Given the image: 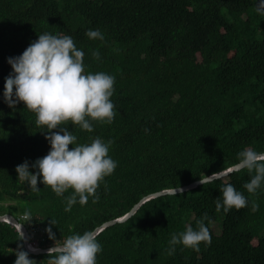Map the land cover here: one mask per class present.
Wrapping results in <instances>:
<instances>
[{"label":"trees","instance_id":"16d2710c","mask_svg":"<svg viewBox=\"0 0 264 264\" xmlns=\"http://www.w3.org/2000/svg\"><path fill=\"white\" fill-rule=\"evenodd\" d=\"M89 29L104 39L90 40ZM43 33L71 36L84 52L86 74L115 78L111 124L93 122L90 133L70 122L61 126L77 144L112 141L109 156L117 164L95 203L89 197L67 212L71 189L57 196L39 179L37 191L17 179L16 167L28 161L34 173L31 164L50 145L35 114L23 103L10 108L3 98L8 59ZM247 147L264 152V0H0V202L24 204L0 205V214L29 212V233L44 231L37 242L30 239L35 247L93 231L149 194L223 171ZM251 175L233 172L144 202L126 222L96 236L97 264H264V184L249 194L243 185ZM226 183L245 195L246 207L216 210ZM205 214L210 245L201 243L196 252L178 244L169 255L172 235L196 229ZM19 244L16 228L0 222V264H14ZM29 258L47 264L48 256Z\"/></svg>","mask_w":264,"mask_h":264},{"label":"clouds","instance_id":"9594fccd","mask_svg":"<svg viewBox=\"0 0 264 264\" xmlns=\"http://www.w3.org/2000/svg\"><path fill=\"white\" fill-rule=\"evenodd\" d=\"M86 36L90 40L104 39L99 29H89ZM92 56L97 60L100 58L98 51H93ZM83 61L84 52L76 47L71 36L43 33L19 57L8 59L12 72L4 83V102L10 108L23 103L28 111L34 113L36 125L47 130L43 133H47L45 139L50 145L48 154L31 164L34 173L30 172L28 161L16 167L17 179L22 183L27 182L33 191L39 190V179L57 196L71 189V195L66 198V212L77 202L81 206L86 205L89 197H94L95 203L99 199L96 192L101 182L117 167L109 156L112 141L106 143L96 137L90 143L77 144V137L66 127H61L70 122L90 133L93 122L111 124L116 115L110 99L114 93L115 78L104 72L86 74ZM237 159L238 162L228 172L246 169L250 175L254 173L250 182L243 187L249 194H255L264 184V152L247 147L237 154ZM224 175L223 171H219L213 173L212 177L221 178ZM199 182L203 184L206 181ZM221 191L222 199L215 201L217 211L223 209L227 213L231 209L239 210L247 206L245 195L232 184L226 183ZM258 207L253 203V211ZM16 219L25 226L24 221H31V214L25 212ZM206 220L208 217L205 214L197 221L196 229L188 226L183 232L173 234L169 241V255L175 252L178 244L196 252L200 251L201 243L210 245L211 234ZM27 232L29 249L25 251L23 245L19 244L14 252V264H37L29 258V252L42 247H35L30 242L32 232ZM46 232L49 239L54 240L51 228ZM18 233L19 240H23V234ZM97 235L86 231L69 235L62 243L54 240L53 247L47 252V264H97V254L102 251V246L97 243Z\"/></svg>","mask_w":264,"mask_h":264},{"label":"water","instance_id":"95a60500","mask_svg":"<svg viewBox=\"0 0 264 264\" xmlns=\"http://www.w3.org/2000/svg\"><path fill=\"white\" fill-rule=\"evenodd\" d=\"M229 168L223 170V173L225 174L223 177L231 174V173L228 172ZM212 176H213V174L201 179L200 181H202V182L206 181V182L203 183V184H205V183L212 182L214 180L220 179V178H216V177H212ZM200 185H202V184L199 182V180H197V181H193V182H191V183H189L187 185L181 186V187L167 189V190H161V191L149 194L146 197H143L139 202H137L129 210V212L126 213L123 217L106 221L103 224H101L100 226L96 227L92 232L95 235H97L99 232H101L105 228H108V227L113 226V225L118 224V223L126 222L129 218H131L136 213L138 208L144 202H146V201H148L150 199L161 197V196H165V195H174V194L183 193L185 191H189V190L195 189L196 187H198ZM0 222H6V223H8L10 225H13L17 229L18 232H21L23 234V238H24L22 240L23 241V245H24L25 250L28 251V249H29V236H28V232L26 230V227L22 223H20L15 217H13L10 214H0ZM52 247L53 246L46 247V248H35L36 251L35 252H31L30 251L29 254H31V255L47 254L48 250L50 248H52Z\"/></svg>","mask_w":264,"mask_h":264},{"label":"rangeland","instance_id":"374dc122","mask_svg":"<svg viewBox=\"0 0 264 264\" xmlns=\"http://www.w3.org/2000/svg\"><path fill=\"white\" fill-rule=\"evenodd\" d=\"M0 205L6 208L8 205H15L18 207H24V204L21 202H11V201H1ZM44 235V231L40 228H36L35 231L32 232V237L35 239L34 242H37Z\"/></svg>","mask_w":264,"mask_h":264}]
</instances>
